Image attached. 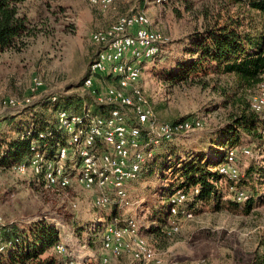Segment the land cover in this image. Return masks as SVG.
<instances>
[{"label":"rangeland","instance_id":"obj_1","mask_svg":"<svg viewBox=\"0 0 264 264\" xmlns=\"http://www.w3.org/2000/svg\"><path fill=\"white\" fill-rule=\"evenodd\" d=\"M225 4V0H170L157 6L152 0H113L110 7L102 9L89 0L26 1L20 11L30 21L32 35L23 40L20 52L9 50L0 55V139L16 136L10 132L8 122L16 124L28 116L24 115L26 107H9L8 100L22 103L31 99L27 107L31 113L41 112L40 106H47L49 98L58 101L62 97L80 96L88 102L90 99L82 84L99 50L91 35L107 29L119 15L140 12L148 16L152 28L167 44L154 60L143 64L139 84L148 106L159 122L199 119L203 123L200 130L189 136L157 146L153 159L168 162L175 170L198 156L214 153L218 131L240 113L243 102L248 104L256 88L237 89L232 76L206 75L182 83L170 82L165 76L184 51L183 46L177 47L176 43L207 26ZM230 10L232 15L237 13L236 7L230 6ZM34 77L42 86L32 94L29 85ZM100 81H96V85H103ZM46 111L55 118L51 109ZM260 118L263 124L257 127L256 135L242 133L240 143L234 147L249 150V155L238 159L240 186L252 194L253 187L259 191V197L264 196V114ZM251 163L261 169L260 182L258 178L255 183L243 182L245 169ZM153 165L151 168L155 169ZM9 168H0V217L7 225L13 224L25 232L38 221L63 230L67 240L64 243L67 256H62L63 261L81 264L90 256L89 259L100 262L102 226L113 218H133L142 235L168 262L264 263V197L257 199L258 205L248 212L244 204L232 203L216 212L206 208L194 214L193 220L181 223L176 235L156 238L148 230L151 216L159 206L165 210L169 206L160 192L166 184L167 173L161 177H146L142 170L138 180L127 188L132 204L128 208L118 209L112 204L105 209H95L91 193L75 183L66 190L55 191L31 174L15 175ZM174 177L175 173L172 180ZM228 185L224 181L220 185L224 198L228 197ZM59 242L63 243L62 236ZM108 264L133 263L124 257L110 259Z\"/></svg>","mask_w":264,"mask_h":264},{"label":"built area","instance_id":"obj_2","mask_svg":"<svg viewBox=\"0 0 264 264\" xmlns=\"http://www.w3.org/2000/svg\"><path fill=\"white\" fill-rule=\"evenodd\" d=\"M89 1L102 9L113 3V0ZM169 1L152 0V3L161 6ZM91 40L99 50L82 84L90 100L83 103L79 113L64 109L55 113L65 144H57L54 156L47 157L33 141L29 156L9 170L19 176H37L46 188L55 191L66 190L75 183L91 193L95 209H105L112 204L118 209H126L132 205L127 186L136 182L144 167L153 160L154 149L162 143L189 136L200 130L203 123L199 119L159 122L148 106L139 84L143 64L162 52L165 40L152 28L146 14L119 15L107 29L93 33ZM100 80L103 85H96ZM29 86L34 94L42 83L34 77ZM31 103V99L22 103L7 101L9 107L17 109ZM249 106L254 113L264 112V70L249 99ZM96 108L105 113H95ZM244 155H249V150L232 148L214 169L230 182L228 198L238 205L250 199V193L237 186L240 177L238 159ZM197 193L194 190L192 194ZM192 194L177 191L168 198L171 221L166 230L168 236L177 233L183 221L194 219V213L188 209ZM72 207L75 208V204ZM5 225L0 217V228ZM101 233V264L121 257H127L133 264H206L204 261L168 262L142 235L133 218H113L102 226ZM10 246L11 242L2 241L0 230V253ZM66 250L62 242H57L51 249L61 256H67ZM62 264L72 263L65 260Z\"/></svg>","mask_w":264,"mask_h":264},{"label":"trees","instance_id":"obj_3","mask_svg":"<svg viewBox=\"0 0 264 264\" xmlns=\"http://www.w3.org/2000/svg\"><path fill=\"white\" fill-rule=\"evenodd\" d=\"M26 1L28 0H0V55L9 50L20 52L23 40L32 35L30 21L20 11V7ZM225 1L227 4L221 5L220 11L214 16L212 22L200 30L191 32L183 42L176 43L177 47L183 46L184 51L166 72V80L182 83L191 82L206 75L232 76L237 89L251 90L258 86L260 74L264 70V0ZM230 6L236 7L235 15L230 13ZM85 101L86 99L80 96L62 97L58 101H51L49 98L46 102L48 105L42 104L41 112L34 113L26 107L24 115H28L27 118L24 117L25 119L16 124L8 122L11 127L10 132L16 136L0 139V168L7 169L25 160L30 154L33 141L47 157L54 156L57 144L61 146L65 144V136L62 131L58 130L55 118L53 119L52 114H48L46 109L48 111L51 109L54 115L59 109L79 113ZM95 113L102 114L105 111L96 108ZM262 114L264 112L260 114L252 112L249 102L248 104L243 102L240 113L218 131L216 135L218 140L213 148L214 153L208 156H198L187 164H183L182 168L175 170L169 166L168 162H155L153 159L154 162L147 164L143 169L145 176L161 177L165 173L168 174L164 176L165 179L167 178L164 180L166 184L160 191L161 197L167 200L177 191L192 194L194 190H197L198 193L192 194L188 202V209L194 214L200 213L202 207L216 212L232 203L238 205L232 201L223 200L220 185L223 181L227 184L230 182L214 169L225 160L228 150L240 143L242 133L252 137L256 135L257 127L263 124L260 118ZM40 135L44 137L41 138ZM166 143L168 142L162 144ZM152 165L155 169L151 168ZM173 173L176 174L174 181L172 180ZM260 175L261 169L251 163L245 169L243 182L255 183L257 178L260 182L262 180ZM170 176L171 180H169ZM33 177L41 180L37 176ZM241 181L239 177L237 186L240 188ZM252 189L253 194L249 191L250 199L244 203L245 212L252 210L258 205V200L264 197H259V191L253 187ZM198 203L201 209L197 207ZM158 209L151 216L152 224L148 231L156 238H161L165 234L162 230L169 218V206L166 210L163 206H159ZM28 228L27 232L13 224H6L0 228L2 241L11 242V246L0 253V262L61 264L62 256L54 252L50 253L52 247L59 242L61 231L44 221L33 223ZM87 264L101 263L90 260ZM258 264H262L261 261Z\"/></svg>","mask_w":264,"mask_h":264},{"label":"crops","instance_id":"obj_4","mask_svg":"<svg viewBox=\"0 0 264 264\" xmlns=\"http://www.w3.org/2000/svg\"><path fill=\"white\" fill-rule=\"evenodd\" d=\"M24 4H25V3H24ZM127 188H129V186H127ZM127 190H128V189H127ZM225 199H228V201H231L228 197L223 198V200H225ZM160 207H162V206H160ZM197 207L201 209L200 203H198ZM203 210H205L204 207H202L200 213H201ZM194 217H196V215H195ZM170 222H171V221H170V218H168L167 221H166V224L163 226V230H162V231L165 233V235H167V234H166V230H167L168 224H169ZM184 222H187V221H183L182 223H184ZM172 235H176V234H172ZM60 236H62V241H63V243H66L67 240H66V238H64L63 230H61ZM167 236H168V235H167ZM65 245H66V244H65ZM89 257H90V256H89ZM89 257H88L87 260H84L81 264H87V263L91 260V259H89ZM123 258H124V257H121L120 259H123ZM125 258H127V257H125ZM179 261H185V260H179ZM63 262H64V261H62V263H63ZM62 263H61V264H62ZM253 263L255 264L256 261H254Z\"/></svg>","mask_w":264,"mask_h":264}]
</instances>
